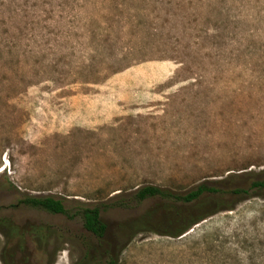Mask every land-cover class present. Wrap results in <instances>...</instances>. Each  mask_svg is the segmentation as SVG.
<instances>
[{
  "label": "rangeland",
  "instance_id": "rangeland-1",
  "mask_svg": "<svg viewBox=\"0 0 264 264\" xmlns=\"http://www.w3.org/2000/svg\"><path fill=\"white\" fill-rule=\"evenodd\" d=\"M253 181L264 0H0V264H264ZM203 182L218 191L134 199L144 185ZM26 195L72 216L16 205ZM216 201L234 208L159 233ZM100 203L98 238L79 210Z\"/></svg>",
  "mask_w": 264,
  "mask_h": 264
},
{
  "label": "trees",
  "instance_id": "trees-1",
  "mask_svg": "<svg viewBox=\"0 0 264 264\" xmlns=\"http://www.w3.org/2000/svg\"><path fill=\"white\" fill-rule=\"evenodd\" d=\"M252 187H264V181H253L251 183ZM218 189L215 187H211L207 185L206 183H199L194 188L186 191V192H180L175 193L171 192L170 190L166 188H162L156 185H144L140 188H138L134 193V199L136 201H141L147 197L150 196H159L166 199H172L174 201H179L183 203L194 201L198 198L203 196H211L210 194L217 192ZM246 190L244 189H233L231 191L234 195H239L241 193H245ZM222 201H216V205L219 204V207L217 206L216 209L205 212L203 214H179L175 218V230L167 231H159L161 234L169 235V236H179L183 234L185 231H187L193 224L199 222L200 220L204 219L205 217L220 211V210H232L234 208V205L232 204H225L222 205ZM23 204L26 206L34 207L43 209L50 213H62L66 214L68 216H72L68 213V210L66 209L64 203L57 198H54L52 196H24L17 200L16 205ZM108 204L106 203H100L95 204L93 206H86L79 210V215L82 219V224L86 230L91 232L93 235H95L98 238H101L106 230V224L101 219L100 213L103 208L107 207ZM2 225L5 226L10 233L16 231V225L8 220H2ZM40 236L39 238H41ZM42 239V238H41ZM6 264V263H4ZM106 264H117V261L113 258H109L106 262Z\"/></svg>",
  "mask_w": 264,
  "mask_h": 264
}]
</instances>
